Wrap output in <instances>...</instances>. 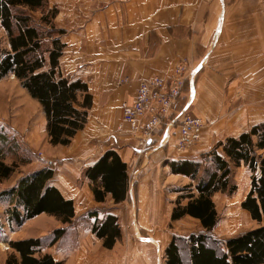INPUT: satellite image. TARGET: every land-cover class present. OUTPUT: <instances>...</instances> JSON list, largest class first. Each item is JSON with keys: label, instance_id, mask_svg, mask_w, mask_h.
<instances>
[{"label": "rangeland", "instance_id": "1", "mask_svg": "<svg viewBox=\"0 0 264 264\" xmlns=\"http://www.w3.org/2000/svg\"><path fill=\"white\" fill-rule=\"evenodd\" d=\"M56 5V3H50L49 0H47L46 10L52 8L56 9L53 23L57 26L58 23L56 20L61 24L66 20V23L71 26L72 21L67 20L60 15L59 9ZM65 5L68 8L67 14L76 19L75 16L70 14V1ZM86 5L87 3L85 6ZM89 5H91V3ZM75 6H73V8H76V14L80 13L79 9L84 8V4L81 3L77 4L75 2ZM100 8L101 7L92 4L91 12H98ZM217 8L215 0H206V2L202 3L203 17L201 24H203L205 28L208 26L209 28L213 27L214 11L217 10ZM28 14L33 20H38L41 11L36 10L28 12ZM248 21L249 24L254 27L255 31L260 28L259 31L262 32L264 29V0H229L225 3V19L222 24L223 33L222 35H219V43L226 44V42H230L231 38L235 37L231 35L237 30L247 26L246 22ZM63 30L64 34L61 36V42L64 44L62 38L66 34V30ZM210 37L211 35H209L207 39L208 43ZM195 42L199 45L201 43V36L197 35ZM6 48H8L6 33L4 29L0 27V50ZM64 49L65 44L62 55L64 54ZM217 53L218 51H214L212 48L209 52L202 51L197 53L200 57H205L204 55L206 54L208 55L207 61L203 66L204 71L202 70V72L211 74V76L215 73L214 66L216 64ZM62 55L58 59V71L60 74L71 80H80L81 82H84L87 87V92L92 97V105L87 112L86 122L83 128L70 139L68 145L50 144L46 131L45 116L38 102L28 95L26 90L20 85L19 80H17L12 74L2 77L0 79V137L3 136L4 141L0 140V162L7 166L12 165L13 170L8 177L0 178V193L15 186L17 181L21 178L29 176L42 168H48L53 171L52 178L49 180L48 185L57 189L65 200L72 201V199L66 197L69 192L70 194L74 192V196H76V193L86 195L94 204L89 208H86L84 204H80L79 206L81 209L76 213L72 201L74 215L70 223L65 225L55 217L45 213H40L33 218L24 220L20 223L15 219L8 220L6 209L11 207V205L9 204L7 197H0V264H5L6 257L12 252L9 242L25 239H38L40 241L41 255L49 254L56 261H61V259H57L53 254V246L61 238L98 239L90 232V225L94 221V217H90L89 214H92L93 212H97V215H101V218H103L105 214L115 216L120 229V237L115 241L111 249H106L102 245L101 240H97L101 242L100 246H98L100 251H106L118 255L121 258L120 262H122L127 259L128 249L136 246L137 241L143 242L144 240H148L150 242L151 239L155 249V262L157 264H165L164 249L172 237L187 238L189 234L197 233L200 230L198 222L188 216L176 221L169 220L171 209L175 206L174 201L178 196L175 191L191 182L188 177L182 174L172 173L169 164L181 160L199 162L200 157L203 154L210 152L218 142H223L225 139L231 137V134L235 132L231 130L238 126V123L234 122V115L236 112L234 113L235 108L231 104V98H226L228 103L227 109L222 113L219 109L217 113V106L215 107L214 102L218 100L216 96L220 95V90L218 91L219 88L216 86L212 77V84L210 85L212 88L213 99L210 98L208 103L204 100L206 102H204V104H206V112L204 111L201 114H195L194 110L190 109L186 111L183 109L182 106L184 103L182 102L181 104V101L178 108L180 111H184L190 116L201 119L202 127L200 129L198 141L190 147L185 146L179 148L174 144L176 141V133L174 129H176V127H172L171 130L167 127L173 118L168 116L166 120H161L162 124L160 123L159 125V128H161L156 132L155 136L161 135L162 137L166 134L165 137L168 138L169 135H171V138L168 141L170 144L165 143L166 146L158 150H154L152 147L146 150L145 148L147 146H142L135 156L134 148L137 147L136 142H138V140L143 142L145 137L139 128L134 132L132 130L131 134L129 133L131 130L130 124L125 121V116L122 113L118 120L119 123H116L119 124L116 129L121 133L124 130L122 125L125 124V126L128 127V134L125 132L124 137L118 139V143L113 144L109 142V137L114 135V130L112 129H110L109 132H101L107 139L106 142L104 141L105 138L103 141H97L98 143H94L93 141L85 142L86 137H92L97 133L96 129L98 125L101 124V111L104 106L94 102L100 100L95 99V95L91 94L89 89L90 85L88 86V84L83 81V77H81L82 79L80 77L73 78L72 76L75 74L64 73L62 68H60V59ZM180 65L182 68L181 76H185V82L181 94L182 92L185 94V92L188 93V87H185V85L188 83L190 71L194 65H191L187 60H182L178 62L174 68ZM79 68L81 69V67H74L72 70L77 72L80 70ZM174 68L170 75L163 77L160 75L159 77L163 80L169 81ZM238 69H241V66ZM202 72L194 78L195 81H200ZM89 76H87V80L90 79ZM156 76H158V74H156ZM139 81H137V83ZM127 82V78H123L119 81L120 84H127ZM217 85L220 86V84ZM224 85L226 86V82ZM215 86L218 89H216ZM228 92L229 91L225 88L224 94ZM111 96L113 98L108 97V101H106H112L114 105L119 107V103L122 102L121 98L115 99L114 95ZM178 100H180V97L179 99L177 98L176 103ZM174 106L176 107V105ZM175 107L171 109V112L173 111L171 114L173 115L180 112L176 111ZM106 119L107 118L104 117V123ZM143 119L147 122L150 118L145 115ZM216 125L218 126L217 130L221 137L217 135L216 130L214 129V126ZM222 126L228 127V131L226 130L224 133H221L219 129ZM250 129L243 133H248ZM102 144L106 146L111 144L113 148H122L123 151L126 149L128 154H131V156L136 158L135 164L138 167L142 165L141 161L144 160L143 157H146V153L152 151L148 156L149 160L152 158V168L151 170L148 168L145 173L139 172L135 174L132 171L131 173L130 171L128 172L129 167L124 162L127 166L128 190L126 193V199L118 204H114L108 195L103 202L95 201L91 191V183L84 176L85 170L95 163L105 152L116 151L112 149L101 154L100 150L102 151ZM258 153L262 155L261 152ZM244 167L246 166L241 164L237 168H232V180L236 186L234 193H217L212 197L218 215V222L210 233L213 239L225 240L256 226V223L250 219L247 212L240 207V203L246 196L249 188L250 174ZM193 184L195 183L193 182ZM19 211L20 216H22V211L20 209ZM60 229H64L65 231L63 236H60L54 242L50 243L54 236L53 232ZM145 244L137 247H141L142 250L145 251L144 248L147 247ZM99 248L96 250H99ZM148 258L151 260L150 257ZM61 262L63 264H72L65 260Z\"/></svg>", "mask_w": 264, "mask_h": 264}, {"label": "trees", "instance_id": "2", "mask_svg": "<svg viewBox=\"0 0 264 264\" xmlns=\"http://www.w3.org/2000/svg\"><path fill=\"white\" fill-rule=\"evenodd\" d=\"M46 8L47 0H0V27L8 43V48L0 50V79L12 74L19 80L42 109L50 144L65 146L83 128L92 97L84 82L63 77L58 71L64 30L53 23L56 9ZM36 10L41 14L38 20H33L28 12ZM0 138L2 141L3 136ZM263 149L264 123L252 127L248 133L218 142L199 162L181 160L169 164L172 173L182 174L192 182L175 191L178 196L169 220L188 216L198 222L200 230L187 238L172 237L164 249L165 264H264V156L258 153ZM241 164L250 173V184L240 207L256 226L225 240L213 239L210 233L218 215L212 197L235 192L232 168ZM126 169L114 151L105 152L89 166L84 176L91 183L94 200L103 202L108 195L114 204L123 202L128 190ZM12 170V165L0 162V178L8 177ZM52 172L48 168L37 170L0 193L11 205L6 209L9 221L21 223L45 213L64 225L70 223L74 215L72 201L65 200L48 185ZM89 216L94 217L90 232L106 249H111L120 237L117 218L105 214L98 219L97 212ZM64 233V229L55 230L50 243ZM9 246L12 252L5 264H63L49 254L41 255L38 239L10 241ZM147 259L151 264L148 256Z\"/></svg>", "mask_w": 264, "mask_h": 264}, {"label": "crops", "instance_id": "3", "mask_svg": "<svg viewBox=\"0 0 264 264\" xmlns=\"http://www.w3.org/2000/svg\"><path fill=\"white\" fill-rule=\"evenodd\" d=\"M69 1L70 14L76 19L67 14L68 8L65 4ZM215 1L218 8L214 11L213 27L205 28L201 21L202 3L206 0H49L50 3L57 4L60 15L72 21L70 26L66 20L62 24L56 20L57 27L66 30L62 38L65 49L60 59V68L66 74H75L73 78L83 77V81L90 85L91 94L100 100L94 102L104 106L97 133L92 137H86L85 142L103 141L105 137L101 132H109L112 129L114 135L109 137V142L118 143V139L124 137L125 132L128 134V127L125 124L122 125L124 130L121 133L116 129L121 114L120 104L132 102L137 81L156 74L168 76L174 66L182 60H187L194 66L185 85L188 87V93L182 92L175 107L176 111H180L178 108L181 101L186 111L191 109L195 114L206 112L204 100L208 103L210 98L213 99L210 85L213 77L219 89L216 86L215 88L220 90V95L216 96L218 100L214 102L215 107L217 106L216 112L218 113L220 109L222 113L227 109L226 98H231V104L235 108L234 122H237L238 126L231 130L235 131L231 137H237L251 127L264 123V29L262 32L259 31L260 28L255 31L248 21L247 26L237 30L233 35L230 34L235 36L230 42L219 43V35L223 33L225 3L229 0ZM75 2L84 4V8L79 9L78 14L75 12L76 8H73ZM92 4L101 7L100 10L92 13ZM197 35L201 36L199 45L195 42ZM209 35L211 37L208 43ZM211 48L218 51L215 73L212 76L202 72L208 55H204L205 57L197 55L198 52H209ZM240 66L241 69H238ZM74 67L81 69L74 72L72 70ZM201 72L200 81H195L194 78ZM87 76L90 77L89 80ZM123 78L128 79L127 84L119 83ZM225 88L230 93L224 94ZM111 95H114L115 99L121 98L119 107L112 101L107 102ZM174 116L172 114L171 117ZM104 117L107 118L105 123ZM217 127L214 126V129L220 136ZM227 128L222 126L219 130L224 133ZM129 133L131 134L130 131ZM165 135L155 136L145 149L164 148L165 143L168 144L171 138V135L168 138ZM106 140L105 138L104 141ZM112 149L116 150L122 161L128 165V172L137 174L145 173L148 168L151 170L152 158L149 160L148 156L152 151L146 153V157L141 161L142 165L138 167L135 164L136 158L128 154L126 149L123 151L122 148H113L111 144L108 146L102 144L100 152L102 154ZM260 152L264 156V149ZM66 198L72 199L76 213L81 209L80 204H84L86 208L94 204L89 197L80 193L74 196V192L71 194L69 192ZM97 240L61 238L53 246V254L57 259L72 264H149L147 256L151 258V264H157L151 239L150 242L137 241L136 246L128 249L127 259L122 262L120 256L100 251L98 246L101 242ZM144 244L147 245L145 251L137 247ZM98 248L99 250H96Z\"/></svg>", "mask_w": 264, "mask_h": 264}, {"label": "built area", "instance_id": "4", "mask_svg": "<svg viewBox=\"0 0 264 264\" xmlns=\"http://www.w3.org/2000/svg\"><path fill=\"white\" fill-rule=\"evenodd\" d=\"M181 69V65L176 66L169 81L156 75L146 80H140L133 95V103L123 107V115L125 121L130 124V128L136 129L139 126L140 131L144 134L145 140L140 141L144 147L148 146L161 128H159L161 120L172 116L171 109L177 104V98L179 99L185 82V76H181ZM145 115L150 118L147 122L143 119ZM167 127L170 130L172 127H176V145L179 148L190 147L199 139L202 121L180 111L176 113L173 120L171 119Z\"/></svg>", "mask_w": 264, "mask_h": 264}, {"label": "bare ground", "instance_id": "5", "mask_svg": "<svg viewBox=\"0 0 264 264\" xmlns=\"http://www.w3.org/2000/svg\"><path fill=\"white\" fill-rule=\"evenodd\" d=\"M181 96V95H180ZM133 103V100H132V102L131 103H128V102H122L121 104H120V108H121V113L123 114V107L125 106H129V105H131ZM198 118V117H197ZM200 119V118H199ZM139 128V130H140V127L138 126L136 129H131L130 130V132L133 130V132L135 131V130H137ZM117 131H119V130H117ZM175 139H177V133H176V138ZM138 140V139H137ZM152 140V139H151ZM137 144V147L135 148V156H136V154H137V152L141 149V147H142V145H141V143H140V141L138 140V142H136ZM174 144H176V141H175V143Z\"/></svg>", "mask_w": 264, "mask_h": 264}]
</instances>
